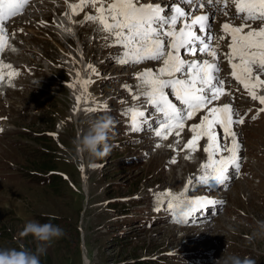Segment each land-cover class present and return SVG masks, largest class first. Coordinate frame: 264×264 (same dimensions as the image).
<instances>
[{
  "label": "rangeland",
  "instance_id": "obj_1",
  "mask_svg": "<svg viewBox=\"0 0 264 264\" xmlns=\"http://www.w3.org/2000/svg\"><path fill=\"white\" fill-rule=\"evenodd\" d=\"M71 5L66 0L64 10ZM47 6L49 25L42 27L43 14L39 12L40 19L30 21V35L25 38L24 49L31 51L34 48L29 40H34L36 34L38 56L35 54L32 59L19 54L14 58L17 63L31 60L29 65H40L36 76L40 84L35 91L29 87L21 91L22 84L16 83L11 105L2 109V115L10 118V130L0 134V247L34 251L37 242L30 235L24 236L22 228L27 221L37 220L56 224L64 231L62 238L40 257L41 264H189L194 258L168 254L191 249L202 251L207 257L215 256L216 260L238 255L254 264H264V235L259 234L257 224L264 221V120L242 126L247 125V148L259 153L255 158L248 155V164L242 171L246 180L238 175L240 184L236 183L234 189L233 183L228 185L229 201H223L226 184L219 189L207 187L224 202L207 221V227L175 229L159 224L166 221L155 216L156 204L163 202L156 203L158 194L165 192V196L171 189L182 187L188 172L201 171V164L196 165V156H192V161L187 159L184 148L170 155L166 149L157 152L160 145L151 133L149 142L141 134L132 133L129 117L124 113L137 102L133 97L139 95V66L118 63L123 50L106 41V34L95 23L85 25L88 21L83 14L75 23L86 42L87 55L84 52L83 60L89 62V79L83 61L66 56L69 50L74 53L76 42L82 45L80 33L73 23L70 27L73 26L75 38L57 30L55 11L49 3ZM46 32L52 35L51 40ZM17 41L23 45L19 35ZM65 57L76 66L79 78L73 75L72 65L65 69ZM5 61L7 64L11 60ZM75 78L91 81L87 92H82ZM78 96L83 97L79 104ZM93 97L97 103L107 105L108 110L82 113L87 103L84 107L82 104L90 98L88 105L95 107ZM106 116L114 122L108 138L110 153L95 160L77 155L74 139L86 130L88 121ZM230 177L236 179L235 174ZM200 188L194 193L203 190ZM74 228L79 230V238L73 233Z\"/></svg>",
  "mask_w": 264,
  "mask_h": 264
},
{
  "label": "snow or ice",
  "instance_id": "obj_2",
  "mask_svg": "<svg viewBox=\"0 0 264 264\" xmlns=\"http://www.w3.org/2000/svg\"><path fill=\"white\" fill-rule=\"evenodd\" d=\"M29 3L30 0H0V52L6 46L8 21L21 15ZM84 7H91L96 13L86 15L85 20L95 23L98 30L106 34V41L123 50L117 57L118 63L162 62L158 71L148 69L136 77L140 81L139 95L133 99L141 102L124 113L130 114V130L139 133L151 122L155 136L167 140L173 132L179 137L188 120L198 112H205L199 124L190 126L192 136L185 149L195 153L200 140L206 138L207 162L202 164V174L188 183L224 185L230 178V169L240 171L241 143L233 126L245 120L234 104L216 106L214 103L232 95L225 89L227 78L220 75L223 61L216 44L225 36L230 37L226 58L231 77L253 101L264 106V95L258 94L264 89V0H149L147 3L144 0H79L78 4L71 5L72 14L78 15ZM218 14L228 18L221 25L225 36L213 32ZM237 20L239 25L235 24ZM257 22L258 27H252ZM184 55L211 57V60H186ZM92 71L96 70L92 68ZM79 75L78 72V78ZM3 79L0 74V81ZM78 82L82 92H87L91 81ZM128 90L131 92L130 88ZM76 99L79 104L83 97ZM92 103L95 107L82 110H108L107 105L97 103L94 97ZM260 111L264 112V107ZM225 139L229 140L228 144L223 143ZM166 195L171 212H175L178 205H189L181 216L184 223L217 203L186 193Z\"/></svg>",
  "mask_w": 264,
  "mask_h": 264
},
{
  "label": "clouds",
  "instance_id": "obj_3",
  "mask_svg": "<svg viewBox=\"0 0 264 264\" xmlns=\"http://www.w3.org/2000/svg\"><path fill=\"white\" fill-rule=\"evenodd\" d=\"M111 117H100L88 121L86 130L82 131L73 141L77 155L86 156L89 160L100 159L111 151L108 144L109 133L112 131ZM188 209L187 204L178 205L175 213L181 217ZM261 235H264V221L257 222ZM24 236H32L37 242L35 250L24 248L0 247V264H41L40 257L47 253L52 243L64 235L63 229L51 222L41 223L37 220L27 221L23 228ZM214 264H254L248 258L231 255L219 258Z\"/></svg>",
  "mask_w": 264,
  "mask_h": 264
},
{
  "label": "bare ground",
  "instance_id": "obj_4",
  "mask_svg": "<svg viewBox=\"0 0 264 264\" xmlns=\"http://www.w3.org/2000/svg\"><path fill=\"white\" fill-rule=\"evenodd\" d=\"M72 4V3H71ZM73 5V4H72ZM53 6H54V3H53ZM48 7V6H47ZM31 9H41V7L36 3L34 6H32L31 7ZM62 9V8H61ZM79 17H81V14H78V15H73L72 14V10H71V6L68 8V10H64L63 11V16L61 17V22H62V20H63V23H60V25L58 26V28H60L61 29V31H62V33L64 34V35H69L70 33H71V36H73L74 37V33H73V26L72 27H70L71 26V24L73 23V25H74V27H75V29L80 33V28L79 27H77V25H76V23H75V21H77L78 20V18ZM35 19H38V18H35ZM17 21H26V19L24 18V17H22V18H18L17 20H15V21H13L12 22V24L13 23H15V22H17ZM85 25H88L89 26V22H85ZM70 27V28H69ZM58 28H57V30H58ZM69 29H70V31H69ZM85 31V30H84ZM82 33V32H81ZM81 33H80V35H79V39H80V42L82 43V45H80L79 43H77L76 42V44H77V46H78V49H77V47H75V48H73L74 49V53H72V51L71 50H69L70 51V54H68V53H66V56H68L69 58H71V59H79V60H81V61H83V63H84V60H83V54H84V52H86V46H85V44H86V42L84 41V39L82 38V36H81ZM75 38V37H74ZM13 44L14 45H17V44H15L14 42H13ZM71 44H73V42H71ZM59 48L60 49H62V51H64V46H62V45H60L59 46ZM118 49H120L121 50V48L120 47H118ZM21 54V53H20ZM3 55H6V53H4ZM86 55H87V52H86ZM65 59H66V69H68L69 67L68 66H71L72 64L69 62V60L65 57ZM74 62V61H73ZM26 62L25 61H22V62H15V64L13 65V67L15 68V69H19L20 67H21V65L22 64H25ZM82 63V64H83ZM83 66H84V68H86V71L89 73V62H88V59H87V61H85V63L83 64ZM72 67H73V69H74V74L73 75H77V72H78V70H77V68H76V66H74V65H72ZM139 68V67H138ZM79 69H80V67H79ZM4 70H5V74H6V80L7 79H12L14 82H16V81H18L17 79H15V77L13 76V75H11L10 76V72H9V70L8 69H5L4 68ZM77 72H76V71ZM153 71H158V70H156V69H153ZM91 75H92V73H89V74H87V76H89V79H91ZM74 76V77H75ZM10 77V78H9ZM79 80L78 78H75V80ZM80 81V80H79ZM20 82H23V83H29V81L28 80H24V79H21L20 80ZM75 83L76 84H78L79 82H76L75 81ZM70 87H71V85H70ZM141 101H137L133 106H137L139 103H140ZM84 104H86V103H83L82 105H83V107H84ZM82 105H81V109H82ZM256 105H258V103L256 102ZM264 107V106H263ZM84 108H86V107H84ZM85 112V111H84ZM83 112V110H82V113H84ZM182 133H184V134H186L187 132H182ZM138 134H141L140 132L138 133ZM142 136H143V139L145 140V142L148 140V142H149V139H151V136L149 135V134H146V133H144V134H141ZM190 136H192V132H190L189 134H188V137H190ZM177 139H186V136L184 135V136H182L181 134H180V136L179 137H177ZM147 142V143H148ZM186 142H187V140H186ZM253 144V143H252ZM241 152H242V154H243V151H240L239 152V156L241 157ZM259 152H257V151H255V152H253V151H250L249 150V148L246 150V154L247 155H249L250 157H256V154H258ZM261 154H263L264 155V152L263 153H261ZM190 155H192V152H189V156ZM201 155H199V157H200ZM191 167V166H190ZM192 167H194V166H192ZM189 173V172H188ZM234 174V170H232V169H230V176L231 175H233ZM191 179H192V177H191ZM230 179H232L231 177L229 178V180L228 181H230ZM228 181L226 182V183H228ZM225 183V184H226ZM224 184V185H225ZM211 187H213V188H217V189H219V188H221V186L222 185H219V184H212V185H210ZM226 186V185H225ZM225 186H224V188H225ZM194 185H192L191 187H187V185H186V187L182 190V192H176V193H173V195H178V194H181V193H186V195L187 196H200V195H211L212 197H215L216 198V201H217V203H216V205H220L221 203V201H220V197H218L217 196V194H212L211 192H210V190L207 188L208 186H200L199 185V187H202L203 188V190L202 191H200L198 194H195L194 193ZM189 189L191 190L190 192H189ZM187 190V191H186ZM225 191V190H224ZM165 193V192H164ZM164 193H162L163 195H161L160 197H159V199H158V201L157 202H161V200L163 201L162 202V206H163V208L164 209H168V207H167V205H168V201H169V197L165 194V196H164ZM225 193H227V196H228V192H225ZM226 196V197H227ZM188 207H189V205H187ZM169 210V209H168ZM170 211V210H169ZM171 212V211H170ZM169 213V212H168ZM164 213H162V214H159V215H163ZM198 216V215H197ZM197 216H194V218H196Z\"/></svg>",
  "mask_w": 264,
  "mask_h": 264
},
{
  "label": "trees",
  "instance_id": "obj_5",
  "mask_svg": "<svg viewBox=\"0 0 264 264\" xmlns=\"http://www.w3.org/2000/svg\"><path fill=\"white\" fill-rule=\"evenodd\" d=\"M43 166H46L45 164L43 165ZM44 168H51V167H44ZM54 220H56L55 218H54ZM58 220V219H57ZM56 220V221H57ZM73 233L75 234V236H77L78 238H79V236H80V233H79V230L77 229V228H74L73 229ZM130 264H132V263H130ZM140 264H145V262H140Z\"/></svg>",
  "mask_w": 264,
  "mask_h": 264
}]
</instances>
